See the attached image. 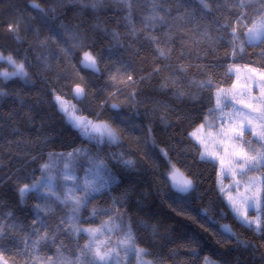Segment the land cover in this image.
Segmentation results:
<instances>
[{"label": "trees", "instance_id": "trees-1", "mask_svg": "<svg viewBox=\"0 0 264 264\" xmlns=\"http://www.w3.org/2000/svg\"><path fill=\"white\" fill-rule=\"evenodd\" d=\"M94 2L0 0V54L23 64L26 73L0 77V256L7 264H41L43 258L58 255L75 259L88 237L61 225L71 205L50 201L51 210L37 215L35 205L45 201L35 192L21 200L18 187L40 180L41 165L49 164L47 174L63 196L68 154L83 149L86 155L71 159L79 183L93 163L101 162V177L111 174L116 183L89 198L74 221L76 227H100L119 214L153 264H203L204 257L218 264H264V230L248 228L235 217L217 187L218 163L201 160V147L189 135L214 108L216 90L233 83L231 66L264 72V42L246 41L260 0H248L244 8L236 0H207L208 9L200 0H155L156 12L153 0H103L93 7ZM241 12L246 14L242 22ZM153 15L163 22L147 19ZM86 53L95 58L98 73L80 65ZM11 67L0 60V73ZM209 79L211 88L198 86ZM78 83L85 91L83 99L71 91ZM56 97L76 117L106 121L119 142L82 137L60 111ZM116 100L119 107L111 108ZM121 155L134 164L125 166ZM172 165L193 181L192 191L178 194L170 186L166 175ZM258 175L264 204V169ZM94 208L111 211L93 216ZM33 228L41 235L54 233L55 243L33 247ZM115 234L119 239L121 233ZM133 256L128 254L123 264Z\"/></svg>", "mask_w": 264, "mask_h": 264}, {"label": "snow or ice", "instance_id": "snow-or-ice-1", "mask_svg": "<svg viewBox=\"0 0 264 264\" xmlns=\"http://www.w3.org/2000/svg\"><path fill=\"white\" fill-rule=\"evenodd\" d=\"M103 0H95L93 3V7H96L97 3H102ZM121 3H126L127 0H120ZM236 3L240 8H244L247 6L248 0H236ZM200 4L205 8H209V4L207 0H200ZM260 8L258 9V18L253 23L252 27L248 29L247 39L249 43L254 41H262L264 42V0H260ZM34 8H39V5L33 4ZM157 5L155 0H153V12H156ZM165 11H169L165 9ZM246 18V14L241 12L239 14V19L242 22ZM147 19L155 22L160 21L163 22L164 18L159 15H153L148 17ZM229 25H222L221 27L227 28ZM9 29L12 30V25L9 26ZM232 36L236 37V29L233 28ZM148 40L159 43L156 37L149 36ZM243 50L242 47L240 49ZM157 52L160 56H165V50L157 49ZM236 53L234 52L233 55ZM4 57L0 55V60H3ZM7 60L10 64H12L15 68V71L12 73H0V77L4 79H9L12 76H26L24 71L23 64H16V62L9 56ZM82 65L86 68H91L93 71H99L96 67L95 58H93L90 54H85L84 60L81 62ZM159 71V69H156ZM183 71V69H181ZM255 71V70H253ZM196 83V82H194ZM198 86L201 88H211L212 81L205 80L198 82ZM4 93L0 91V95ZM84 95L83 89L77 88L74 91V96L77 99L82 98ZM216 96V104L214 108L209 109V114L219 112L220 116H214L213 120H223L224 119V107H226L232 101L228 98L226 90L218 89L215 93ZM60 111L63 112L67 116L68 123L76 130L79 131L80 135L89 141H95L96 143H103L105 140L108 143H118L119 137L116 135L114 130L104 122L94 123L87 119H81L76 117L72 112L68 111V108L65 106L64 102L60 97L55 98ZM254 100L258 101L255 104H247L243 109H236L237 113L241 111H246L247 114L240 117L242 119V123L236 127H232L229 130H224L221 128L220 135H222L227 140L241 141V148L243 145H247L248 151H233L231 155L234 157L238 167L237 172L243 176L246 175L248 171H260L264 169V94L260 97H254ZM112 108H118L119 105L113 104ZM233 107L236 108L235 104ZM253 118L258 119L261 124V130L256 132L253 129ZM205 123L208 124L209 127L214 126L212 121H209L207 117H205ZM203 127V125H201ZM246 131L252 132V135L256 137V143L260 146L254 147L252 141L245 140L244 135ZM194 139L196 137L195 133H191ZM200 144H203V141H199ZM220 146H223V141L219 142ZM87 154V150L77 149L73 153L68 154V163L64 165V183L69 184L73 183L75 186L72 188H68L63 196L58 195L55 191L56 184L55 178L49 176V173L52 169L49 164L41 165V179L34 180L31 184H23L18 187V194L21 200L26 196L29 192L37 193L38 197L41 198L45 203L43 205L37 204L35 207L37 208V215L40 214L41 211H50L48 208V202H58L64 204L65 206L71 205L70 214L66 216L61 221V225L67 224L69 225V230L73 233L79 234L81 232L87 234V242L82 246L79 253L76 255L75 259L68 260L62 255H58L57 259L53 257L43 258L41 264H57L58 260L60 264H123V262L127 259L128 253H134L137 257V264H153V261L145 260L144 257L149 255L146 249L140 248L136 245L135 237L132 233L131 225H124L122 218L117 214L115 217H110L108 220L102 222L100 227L98 228H79L76 227L74 221L78 219V214L81 208L86 207L89 201V198L92 197L96 193H100L101 191L107 189L111 183H116V177L109 174L107 177H101L100 169L103 167L102 162L99 164L93 163L92 169L86 172L83 184H80L78 178L73 176L72 168H71V159L73 156H78L80 154ZM166 156L167 154L164 153ZM201 160H209L215 161L216 154L208 152L207 150L200 153ZM121 161L125 166H132L134 164L131 160H124L121 155ZM223 164V161H220ZM94 169V170H93ZM93 177V179H89V177ZM166 179H169L170 186L174 189V191L178 194H187L192 191L194 188V183L191 179L184 177L182 173L179 172L178 169L175 168L174 165L171 166V171L166 175ZM255 178H249L250 182L254 181ZM237 187L240 182H236ZM77 191H82L83 195H76ZM223 191V189H222ZM115 203V201H114ZM229 207L235 213L237 219L240 223L248 228H255L257 232L264 230V219L261 217V213H264V204H262L260 198L258 196L246 197L245 203L248 205V208L256 210L257 216L254 219H250L246 214H242L240 208L237 206L234 199L229 196L228 197ZM111 209H96L92 210V215H97L98 212H108ZM7 215L11 216L12 213L9 212ZM117 219L121 220L120 224H116L115 221ZM35 224V221L33 222ZM59 227V226H58ZM145 228L149 227L147 224L144 225ZM153 234L155 235L156 230L155 226H152ZM223 231L226 233H231V229L228 226H223ZM33 232L35 234V239L32 240L33 247H37L39 244L51 240L55 243V234L45 232L43 235L40 234L38 230L33 228ZM119 232L121 236L119 239L112 241L111 233ZM105 233L109 235L105 236ZM4 236V226L0 224V239H3ZM101 236H104V239H100ZM58 254L60 250L57 249ZM121 252L124 253V256H121ZM191 254L193 256H198V253L195 249L191 250ZM40 259V258H37ZM0 264H6V261H3V258L0 257ZM27 264V262H26ZM204 264H214V261L210 260L208 257H204Z\"/></svg>", "mask_w": 264, "mask_h": 264}, {"label": "rangeland", "instance_id": "rangeland-1", "mask_svg": "<svg viewBox=\"0 0 264 264\" xmlns=\"http://www.w3.org/2000/svg\"><path fill=\"white\" fill-rule=\"evenodd\" d=\"M247 32H246V41L248 42ZM256 42L258 41H254L252 43H256ZM2 56L4 57L5 60H7L6 56L4 55ZM45 59L46 58H41L44 64H45ZM7 63L13 66L12 64L8 62V60H7ZM16 64L18 65L19 63H16ZM14 71H15V68L13 66L11 67L9 71H3L1 73H4V72L12 73ZM229 72L233 75V83L230 86L223 87L221 89L226 90L227 96L232 101V103H229L226 107H224V110H223L225 114L224 119L222 121L219 119L213 120L214 116L221 115V113L219 112L209 114L207 118L209 121H212L215 127L213 126V128H207V129L205 128L202 131L196 130L191 133H195L198 140L203 141V144H200L198 140L195 139V141H197V143L201 147V152H204L207 150L208 152L216 154L215 162L218 163V169H217L218 178L216 180L217 187L222 195V198L226 202V204L229 206L228 197L231 196L236 202L237 206L240 208L241 213L246 214L250 219H254L257 216V211L248 208V205L245 203V198L252 197V196H258L260 198L261 179L258 175V171H248L246 175L241 176L237 172L238 165L234 157L231 155V153L233 151L238 152L241 150L248 151L247 145H243V148H241V144H242L241 141L227 140L219 133H220L221 128H223L224 130H229L230 128L236 127L242 123V119L240 117H242L243 115H246L247 112L241 111L237 113L236 109H243L244 106L247 104L258 103V101L254 100L253 98L260 97L262 94H264V72L254 67L242 66V65L231 66L229 69ZM111 103H114L116 105L119 104L117 100L111 101ZM233 104H235L236 108L233 107ZM2 112H3V106H0V120H1ZM101 122L107 123L106 121H103V120H97L95 123H101ZM260 124L261 122L258 119L253 118V129L256 132H259L261 130ZM108 125L114 130L116 135L119 137V135L117 134V131L110 124ZM244 139L252 141V144L254 147L258 148L260 146L259 144L256 143V137L253 136L252 132L250 131L245 132ZM220 141H223V146H220L219 144ZM220 161H223V164H221ZM71 174L75 176L73 173ZM63 176H64V172H63ZM250 177L255 178L254 181L250 182L249 180ZM89 179H93V177L90 176ZM237 181L240 182L238 187L236 184ZM83 182H84V179L82 180L81 184H83ZM74 186L75 185L73 183L67 184L65 187V191L68 188H72ZM82 194H83L82 191L76 192V195L82 196ZM230 210L232 211L231 208ZM233 214L235 215L234 212ZM83 228H90V227H83ZM91 228H98V227H91ZM107 235L109 234L105 233V236ZM110 235H111L112 241L117 240V236L115 232L111 233ZM104 238H105L104 236L100 237V239H104ZM121 256L122 257L124 256L123 252H121ZM144 259L147 260L145 257ZM209 259L212 260L211 258ZM129 263L137 264V257L135 256V254L132 258H129V260H127V264ZM203 264H204V260H203ZM214 264H218V263L214 261Z\"/></svg>", "mask_w": 264, "mask_h": 264}, {"label": "water", "instance_id": "water-1", "mask_svg": "<svg viewBox=\"0 0 264 264\" xmlns=\"http://www.w3.org/2000/svg\"><path fill=\"white\" fill-rule=\"evenodd\" d=\"M84 58H85V56L81 59V62L84 60ZM80 62V65L83 67V68H85V69H89V70H91V71H93L91 68H86V67H84L83 65H82V63ZM96 67H97V65H96ZM98 68V67H97ZM94 73H98L97 71H93ZM77 88H80V89H83V92H84V95H83V97L82 98H80V99H83L84 98V96H85V91H84V88H83V86H81L80 84H75V85H73L72 86V94L74 95V91L77 89ZM114 103H110V107H111V105H113ZM112 108V107H111ZM115 109V108H114ZM179 172L180 173H182L181 172V170H179ZM183 175H184V177H186V178H189V177H187L184 173H182ZM190 179V178H189ZM169 180V179H168ZM170 182V181H169Z\"/></svg>", "mask_w": 264, "mask_h": 264}, {"label": "crops", "instance_id": "crops-1", "mask_svg": "<svg viewBox=\"0 0 264 264\" xmlns=\"http://www.w3.org/2000/svg\"><path fill=\"white\" fill-rule=\"evenodd\" d=\"M201 125H203V127H201ZM201 125H199L197 128H195L192 132H194V131H196V130H198V131H202L203 129H207V128H213V126L212 127H209L208 126V124H206L205 123V121L201 124ZM214 125V124H213ZM215 127V126H214ZM195 140V139H194ZM197 142V141H196Z\"/></svg>", "mask_w": 264, "mask_h": 264}]
</instances>
